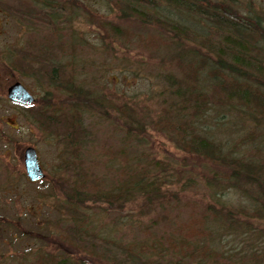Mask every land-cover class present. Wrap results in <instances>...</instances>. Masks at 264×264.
Wrapping results in <instances>:
<instances>
[{"label": "trees", "instance_id": "1", "mask_svg": "<svg viewBox=\"0 0 264 264\" xmlns=\"http://www.w3.org/2000/svg\"><path fill=\"white\" fill-rule=\"evenodd\" d=\"M47 1L45 11L27 7L16 16L57 32L63 27L51 20L56 9ZM100 1L102 15L76 7L99 34L96 56L130 68L135 78L143 74L155 108L95 97L74 68L67 72L49 55L20 52L10 62L51 87L22 107L39 131L75 155L90 137L81 112H92L112 118L124 144L109 189L88 185L83 175L63 180L60 192L74 220L60 237L66 255L44 253L32 264H264V0ZM153 135L171 145L176 161L138 150ZM195 190L204 198L160 236L164 243L150 227L135 243L88 228L90 206L139 226L140 217L174 204L171 211ZM230 195L241 204L232 206ZM229 238L242 250L223 251Z\"/></svg>", "mask_w": 264, "mask_h": 264}, {"label": "rangeland", "instance_id": "2", "mask_svg": "<svg viewBox=\"0 0 264 264\" xmlns=\"http://www.w3.org/2000/svg\"><path fill=\"white\" fill-rule=\"evenodd\" d=\"M52 1L56 11L51 20L63 27L57 32L44 25L27 23L15 13L27 7L45 11L50 1L0 0V264H32L44 253H54L59 257L66 255V248L62 244L66 245L60 241V237L74 220L60 192L63 180L83 175L88 185L109 189L115 177H118L117 155L124 145L121 141L123 136L116 130L112 118L92 112H81L82 125L90 132V137L75 155L57 138L39 131L29 121L28 113L22 110L23 106L7 99L6 91L10 85L19 82L36 100L41 101L52 91L51 87L11 68L10 62L21 57L20 52L33 56L40 53L49 55L53 63L65 64L67 72L74 68L76 79L84 81V86L94 91L95 97L155 108L151 82L143 78V74L135 78L130 68L121 67L111 58L96 56L99 34L76 7L82 4L93 13L102 15L105 8L101 1ZM73 12L77 15L75 18ZM91 61L95 69L90 72L88 65ZM38 105L33 107L37 108ZM103 106L111 114L106 100ZM228 136L222 137L227 140ZM28 147L36 151L44 173V178L35 183H31L25 173L23 155ZM138 150L152 152L159 159L177 160V154L161 136L153 135L147 146H140ZM191 163L194 161L191 160ZM203 194L201 190L185 192L176 208L170 211L169 207L173 204L162 211L149 212L140 217L139 226L125 224L128 222L125 217L121 215L118 218L119 214L112 210L90 206L84 212L89 217L88 228L101 236L135 243L150 227L154 237L158 236L163 241L160 236L170 234L171 227L183 222L191 205L196 202L198 206L204 198ZM229 198L232 206L241 204L235 197L230 195ZM262 224L264 231V222ZM223 247L224 251L225 248L242 250L244 246L229 238L223 242Z\"/></svg>", "mask_w": 264, "mask_h": 264}, {"label": "water", "instance_id": "3", "mask_svg": "<svg viewBox=\"0 0 264 264\" xmlns=\"http://www.w3.org/2000/svg\"><path fill=\"white\" fill-rule=\"evenodd\" d=\"M7 99L23 107H30L34 104L35 98L19 83L15 82L7 88ZM24 167L27 179L31 183L38 182L44 178L43 170L38 163L36 151L28 147L23 155Z\"/></svg>", "mask_w": 264, "mask_h": 264}]
</instances>
